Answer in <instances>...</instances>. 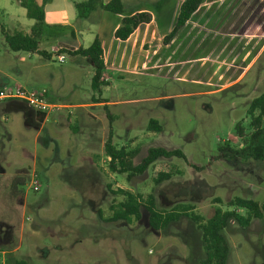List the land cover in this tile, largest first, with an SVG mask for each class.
I'll list each match as a JSON object with an SVG mask.
<instances>
[{"label": "rangeland", "instance_id": "obj_1", "mask_svg": "<svg viewBox=\"0 0 264 264\" xmlns=\"http://www.w3.org/2000/svg\"><path fill=\"white\" fill-rule=\"evenodd\" d=\"M15 1L3 0L8 12L19 16V24L2 18L10 32L32 24ZM206 17L212 22L203 21ZM191 29L172 50L149 56L148 68L104 76L111 82L98 94L92 90L94 67L89 60L81 56L75 60L68 52L51 53V46L42 47L51 58L13 51L0 28V76L10 88L20 85L30 92H48L55 77L61 104L98 99L110 103L85 109L99 117L88 126L73 116L78 110L52 103L59 109L47 114L49 120L41 127L24 104L19 103L29 111L26 117L6 114L9 101L4 102L0 247L10 251L0 253L1 261L11 254L12 263L27 264H199L200 255L192 251L199 242L196 224L184 217L166 232H153L145 211L140 222H111V206L125 197L112 194L109 186L144 197L153 194L161 211L191 205L204 220L218 208L231 209L228 203L235 198L264 202V160L220 158L227 141L234 148L244 146L235 126L242 122L247 135L251 133L247 112L264 93V0L208 4ZM165 39L149 45L155 51L174 38ZM90 45L84 43L85 48ZM59 56L66 61L60 63ZM23 57L27 61L21 62ZM141 59L145 58L134 60L135 66L144 63ZM40 61L47 65L48 80L38 81L30 73ZM152 119L163 126L162 133L147 131ZM111 129L115 145L138 151L133 165L153 148L180 150L186 160L162 159L145 175L131 179L113 174L103 147ZM159 173L173 178L157 186L154 179ZM35 182L39 191L33 190ZM226 236L232 248L228 264H264V219L246 229L232 221Z\"/></svg>", "mask_w": 264, "mask_h": 264}, {"label": "trees", "instance_id": "obj_2", "mask_svg": "<svg viewBox=\"0 0 264 264\" xmlns=\"http://www.w3.org/2000/svg\"><path fill=\"white\" fill-rule=\"evenodd\" d=\"M22 8L27 11L29 20L34 21L30 34L16 32L11 34L2 24V11L0 10V28L11 50L16 52H28L39 54L44 58H51L50 55L40 50V42L43 40L50 27L45 22L44 7L39 6L36 0H17ZM206 0H184L181 5L179 16L174 31L166 37L165 41L172 40L179 29L186 26ZM140 6V5H139ZM138 6V7H139ZM78 12V20H88L92 13L102 11L110 12L116 15L129 13L124 17L121 26L115 33V37L121 41H127L130 36L142 25L151 22V15L148 13H138L137 9L130 8L125 0H112L104 4L101 0H88L84 3L75 4ZM137 7V8H138ZM46 37V36H45ZM65 52V51H61ZM72 56H81L88 59L94 67V76L92 79V90L102 94L103 88L108 86L104 79L106 71V62L102 43L97 37L89 48H79L76 51L68 52ZM95 103H104L101 99L95 100ZM107 105H105L106 107ZM37 113L40 124L44 123L47 114ZM247 115L250 117L251 133L247 135L246 128L242 122L235 126L237 136L244 142L242 148H234L230 141L221 148L220 158L254 160L262 162L264 160V93L254 99L250 104ZM148 132L160 134L163 132V126L157 120H150ZM114 134L112 129L104 144L106 156L109 158V171L117 175H127L128 179L145 175L148 170L162 159L170 160L180 158L186 160V156L180 150H166L162 148H153L148 151L142 161L133 165L134 158L138 155L136 149L128 147H118L113 142ZM173 175L170 173H159L154 179L157 186L170 181ZM112 194L122 195L125 200L115 203L111 206V222H125L131 224L140 222L144 219V211L147 213L148 226L153 232H166L173 224L179 222L182 218H189L197 225V235L199 241L192 248L193 255H200L199 264H228L232 252L230 242L226 236V230L230 227L232 221L237 222L241 228H248L253 221L264 219V202L235 198L228 203L226 211L218 208L214 215L208 219L195 214L191 205H177L171 211H161L157 208L156 199L153 194L144 197L130 191L119 189ZM217 199L216 203H221ZM243 211L244 214H241ZM102 218V213L99 211ZM2 251H10L9 248L0 247ZM6 264H27L24 261H15L12 263L11 254L8 255Z\"/></svg>", "mask_w": 264, "mask_h": 264}, {"label": "crops", "instance_id": "obj_3", "mask_svg": "<svg viewBox=\"0 0 264 264\" xmlns=\"http://www.w3.org/2000/svg\"><path fill=\"white\" fill-rule=\"evenodd\" d=\"M87 1L88 0H36V3L39 6L44 7L45 22L50 27L49 32L45 35L46 37L43 36V40L40 42V50L46 51V49L43 50L42 47L51 46V53H57L61 51L73 52L78 50L79 48H85L84 43H86L87 41L92 45L94 40L98 37L102 43L104 58L106 62V73L104 74V76L107 77L111 75L112 77V75L120 76L119 73L124 72V69H136L138 66H140L141 68H148V66L152 63V60L149 59V56L156 55L159 51L162 52L165 50H172V48L178 43L179 37L181 35L185 34L186 32H191H189V30L191 29V25L198 21V17L200 16V12L204 6H208V4L213 5L216 3H220L221 5V3L226 0H214L212 2L206 0L200 10L196 14H194L192 19L186 24V26L179 29L172 42L164 47L159 45V48L155 49V51L149 44L152 42V40H157V42L160 44L161 40L169 36L174 31L180 8L184 0H125V3H127L130 8L137 9L138 13H148L151 15V22L149 24L140 26L127 41L118 40L115 37V33L121 26L124 17L130 14L127 13L123 15H116L110 12L98 11L92 13L88 20L80 21L78 20V12L76 10L75 4L84 3ZM101 1L104 4H107L112 0ZM15 2L19 6H21L17 0ZM245 4L246 3H242V8H244ZM11 5L14 6V3H11ZM0 10L2 11V18H5V16H7L8 18H11L14 23L19 24V16L9 13L7 10V5H5L3 0H0ZM242 10L237 11L241 12ZM25 15L27 17V11L25 12ZM210 17L209 19L206 17L203 21H209V23H211L212 21L210 20ZM1 22L3 24L4 20ZM33 25L34 21H32V24H30L25 30H14L11 32L6 28L5 25L4 26L6 30H8L11 34H14L16 32L30 34ZM92 38L94 39L92 40ZM161 55L162 54L160 53V56ZM28 56L31 55L29 54ZM138 56L145 58L144 61L141 59V61H143L144 63L135 66L137 63L134 60L138 59ZM78 57L79 56H75L74 59L76 60ZM246 58L248 59L249 55H247ZM84 59L89 62L88 59ZM20 61H27V58L23 57L20 59ZM133 62L135 67L131 66ZM251 66L252 64L249 66V68ZM46 68L47 65L44 64L43 61H40L39 64L33 65L31 67L30 73L32 74L34 79L38 81H45L48 80ZM131 74L135 73L131 72ZM105 80L106 82H108L109 86L111 78ZM50 83L51 86L48 90V100L51 103L61 105L62 107H64V109L73 107L75 110H78V112L76 114L74 113L73 116H77L80 119H83L85 125L87 126V123L91 119L97 122L99 117L87 113L85 109L99 108L104 107L105 105H110V103H95V100L92 103L79 105L61 104V101H63V97L61 89L58 88L59 86L57 84V78H52V82ZM3 88L10 87L7 80L1 78L0 76V89ZM14 88L25 89L20 85H16L14 86ZM5 101H9L6 106H8L7 109L10 110L9 112L6 111V114H23L26 117L27 112L29 111L25 110L22 106L19 105V103H22L27 108L32 110V112L35 114L36 120L38 121L36 111L29 107L26 103L20 102V100ZM5 101H0V108L3 106ZM6 117L8 118V116ZM48 120L49 117H47L45 122L41 124V127L45 126ZM104 144L105 142L103 143V147Z\"/></svg>", "mask_w": 264, "mask_h": 264}, {"label": "built area", "instance_id": "obj_4", "mask_svg": "<svg viewBox=\"0 0 264 264\" xmlns=\"http://www.w3.org/2000/svg\"><path fill=\"white\" fill-rule=\"evenodd\" d=\"M65 61L66 58L64 56H59L60 63H64ZM5 100H20L36 112L45 114H49L53 110L59 109V106L49 102L48 92L46 90L30 92L23 88H3L0 89V101ZM33 190L39 191L37 182H35ZM0 264H6V262L0 260Z\"/></svg>", "mask_w": 264, "mask_h": 264}]
</instances>
